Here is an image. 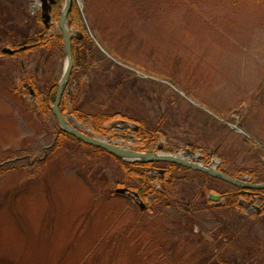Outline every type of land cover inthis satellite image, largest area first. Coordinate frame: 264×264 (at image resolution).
<instances>
[{
	"label": "rangeland",
	"instance_id": "rangeland-1",
	"mask_svg": "<svg viewBox=\"0 0 264 264\" xmlns=\"http://www.w3.org/2000/svg\"><path fill=\"white\" fill-rule=\"evenodd\" d=\"M75 1L104 57L72 74L81 113L147 128L165 120L156 147L264 183V0ZM32 2L0 0V264H264V206L197 197L204 185L213 196L233 187L183 170L177 195L140 213L115 195L120 173L109 156L90 158L74 143L53 150L59 125L38 102L59 84L66 57L59 48L3 54L42 31V4ZM122 120L101 137L157 149L129 140ZM77 123L93 134L89 121Z\"/></svg>",
	"mask_w": 264,
	"mask_h": 264
},
{
	"label": "trees",
	"instance_id": "trees-1",
	"mask_svg": "<svg viewBox=\"0 0 264 264\" xmlns=\"http://www.w3.org/2000/svg\"><path fill=\"white\" fill-rule=\"evenodd\" d=\"M64 0H57V8L61 9ZM37 25L42 29L41 32H36L34 36L25 38L24 42L22 44L18 45L16 44L15 47L19 46H29L27 52H33L36 51V49H41L42 52H46L47 50L51 49H58L61 50V53H63V38L61 36H50L45 35L46 30L41 22V16H36ZM56 21H58L56 19ZM82 17L79 13L78 8L75 6V8L72 11V14L69 16V24L71 27H74L77 31H79L82 36L79 39L73 40V56L75 57V67L77 70L85 71L84 73H88L91 70H93V65L100 62L104 59L102 55H100L96 50V45H94V42L84 28V25L81 24ZM75 75L76 72H73ZM73 78V76H72ZM75 78H73L70 86L67 88L68 90L65 92V94L62 97V103H61V111L66 114L69 113L72 110V114L75 117L76 121L83 123V121H89L92 127V131L99 135V136H105V135H111L112 131L110 128L116 124V120L118 118H122L124 120L120 122H127L132 123L136 126H138L137 132L135 133V138L141 140V144L147 147L149 150L150 148H155L156 144L159 142V139L163 135L162 132V125L164 124L165 120H161L159 122L158 126L147 128L146 125L143 122L135 121L130 118L122 117L120 115L111 116L109 114L100 112L93 115H87L81 113L80 110H78L75 107L76 101L73 97V83ZM58 85L57 83L52 84L49 86L46 92V96L43 97L42 100H39L38 102V109L43 114H50L51 107L55 104V98L56 94L58 92ZM37 93V91H36ZM38 94V93H37ZM57 145L53 150H59L62 148L63 145L66 143H74L79 148H81L84 151V155H86L87 151H91L92 156H89L90 158L93 157V159L100 157V156H109L113 162H115L118 166V172L120 173V179L118 180L117 188H127L128 190H131L139 195V197L143 200H151V198L154 199V202L151 203V206H149V212H151V207L156 205H161L164 199H167L165 201H170L172 195H177V192L174 190V186L177 184L178 175L180 172H182L184 169H181L173 164L171 165H165L164 167L160 164L155 163H149V164H131V163H124L121 162L119 159H116L109 155L107 152L102 151L99 148H92L86 144H83L79 141H76L73 137L68 136L67 134L60 132V135L57 139ZM160 170L164 171V175L161 174ZM187 173H190L188 170H184ZM157 172L155 175L154 173ZM229 175H231L229 172H227ZM244 174V173H243ZM243 174L236 173L233 177H239ZM195 175L205 178V180H211L206 175H201L198 173H195ZM257 179L251 178V181H256ZM158 185H160L158 187ZM234 189V188H233ZM237 190V189H235ZM197 197L200 201L204 202V204L211 205V201L208 200V193L210 189L204 185L203 188L199 190ZM262 198L264 199V191L260 192ZM252 198V195H245L240 194V192L234 194L230 193L227 200V205L232 207L233 209H237V207L245 204L243 203L244 200H250ZM174 203L177 205L178 210L182 211V205L177 200H174ZM264 206V205H263ZM186 212H190V207L186 206ZM192 214V213H187ZM252 218H259L257 214H255Z\"/></svg>",
	"mask_w": 264,
	"mask_h": 264
},
{
	"label": "water",
	"instance_id": "water-1",
	"mask_svg": "<svg viewBox=\"0 0 264 264\" xmlns=\"http://www.w3.org/2000/svg\"><path fill=\"white\" fill-rule=\"evenodd\" d=\"M41 4H43L42 9V20L43 24L47 27H49V22L51 21V15L49 14L52 10V7L56 5V0H40ZM65 6L63 7L62 15L59 18L58 27L62 31V34L64 35V56L67 59L65 70L61 76V80L59 82L58 86V93L56 96V102L54 106L52 107L51 111H53V114L56 118V121L58 122L60 126V130L62 132H65L69 136H73L76 140L80 142H84L85 144L96 147L104 152H108L110 155H112L114 158H118L122 162L125 163H131V164H149V163H173L180 167H184L189 170H194L198 173L205 174L212 179H218L225 184H229L234 188L243 189L245 191H264V183H258L254 184L250 182L248 179L243 178H234L232 176H229L227 173L221 172L218 168L212 167V166H205L201 165L198 162L195 161H189L185 159L184 155L181 154H166L163 152L159 153H142V152H136L131 149H124L120 147L117 144H113L109 142L106 138L101 139L98 136H90L85 134L84 132L79 130V126L77 124L76 127L71 125L70 122H75L73 119H71L69 116L63 115V113L60 111V104H61V98L63 94L66 91V87L70 82V76L72 71L74 70V56L72 54V38L74 36V33L72 34L71 29L68 27L67 21L68 16L70 14V11L72 7L74 6V0H65ZM3 53L8 55H14L15 53L10 49H4ZM32 91V89H31ZM32 94L34 95V91H32ZM161 149V147L159 148ZM199 159V158H197ZM117 194H123V195H130L133 198H137L136 204L144 211L147 209L146 204H144L141 200H139V197L137 194L134 193H128L127 190L118 189L116 192ZM210 201L218 202L219 197L218 196H210Z\"/></svg>",
	"mask_w": 264,
	"mask_h": 264
},
{
	"label": "flooded vegetation",
	"instance_id": "flooded-vegetation-1",
	"mask_svg": "<svg viewBox=\"0 0 264 264\" xmlns=\"http://www.w3.org/2000/svg\"><path fill=\"white\" fill-rule=\"evenodd\" d=\"M32 1H34V0H31V2ZM56 2H57V0H56ZM32 4H33V2H32ZM34 5V4H33ZM36 6V5H35ZM75 6L76 5H74L73 7H72V9H71V11H70V14H69V16L72 14V11H73V9L75 8ZM63 7V6H62ZM62 7H61V9H58L57 8V3H56V5H54L53 7H52V10H51V12L49 13L50 15H51V21H50V28H49V30H46V34L45 35H50V36H61L62 38H63V40H64V35L62 34V31L59 29V27H58V21H56V19L57 20H59V18H60V16H61V12H62ZM36 7H34V8H32V12L34 11V9H35ZM35 15H37V14H35ZM67 24H68V27L71 29V32H72V34L74 33V36H73V38H72V44H73V40L74 39H79L81 36H82V34L79 32V31H77L74 27H71L70 26V24H69V17H68V21H67ZM29 46H19V47H16V48H14L13 50H14V52H16L15 53V55L13 56V57H15V56H18V55H24L25 53L26 54H28V53H36V51L37 52H40L41 53V49H36V51H33V52H27L28 51V48ZM24 50V51H23ZM52 50V49H51ZM51 50H47V52H50ZM46 53V52H45ZM32 85H30L29 84V82L28 83H26V84H24V86H23V89L24 90H28L30 93H31V96L32 97H36V95H37V93L35 92V96L34 95H32V91H31V89H32ZM35 91V90H34ZM67 114V113H66ZM67 116H68V114H67ZM74 120V119H73ZM76 120V119H75ZM74 120V121H75ZM77 121H75L74 123H76ZM71 123H73V121L71 122ZM136 130H139L138 129V126L136 127ZM59 133H58V136H57V138L59 137V135H60V130L58 131ZM57 140V139H56ZM161 147V149H159ZM157 149H155V150H157V151H155L154 150V152H159V151H163L164 153H168V154H170L171 152H175V150H173V149H168V148H165L164 146H162V145H159V147H156ZM171 151V152H170ZM152 152V151H151ZM177 154V153H176ZM184 157H185V159H187V160H189V161H195V162H198L199 164H205V165H207V166H210L211 164H210V162L208 161V160H205V159H203V158H200V156L199 155H196V153H194L193 151H191V150H188L187 151V153L186 154H184ZM197 158H199V159H197ZM214 162H216V161H214ZM163 167L165 166V165H171L170 163H160ZM173 164V163H172ZM214 164V163H213ZM173 165H175V166H177V167H179L180 168V166H178V165H176V164H173ZM218 166H219V163L217 162V168H218ZM184 168V167H183ZM181 169H182V167H181ZM221 169V168H220ZM222 171H225L223 168H222ZM165 173H163L162 175H164ZM213 181H211V180H209V181H211V182H215V181H218L217 179L216 180H214V179H212ZM213 191H211L210 193H212ZM237 192L239 193L240 192V194L242 193V194H245V195H252V198H250V200H244L243 199V202L244 203H246V207L248 206V205H250V204H255L254 205V207L256 206V207H259L258 209H260L259 211H258V213L259 212H262L263 211V209H261L260 208V206L261 207H263V205H264V199L262 198V196H261V194H260V192H255V193H248V192H246V191H244V190H242V189H237ZM230 193L231 192H228V193H226V194H223V195H219L218 197H219V200H218V202H216V203H219V202H226V205H227V203H228V200H227V198H228V196L230 195ZM208 195H209V193H208ZM209 196H211V195H209ZM170 199V198H169ZM208 199H209V197H208ZM164 200H167V199H164ZM147 202H146V204H148V206H151V203H153L154 202V199L153 198H151V200H146ZM133 202V201H132ZM212 204V203H211ZM173 207V205H168L167 206V208H172ZM148 211V210H147ZM180 211V210H179ZM250 217H253V216H250Z\"/></svg>",
	"mask_w": 264,
	"mask_h": 264
}]
</instances>
